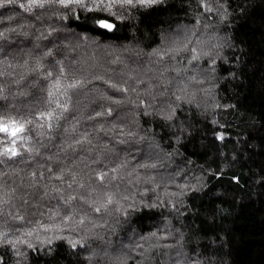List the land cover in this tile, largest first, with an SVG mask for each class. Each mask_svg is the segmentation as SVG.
Returning a JSON list of instances; mask_svg holds the SVG:
<instances>
[{
    "label": "trees",
    "instance_id": "trees-1",
    "mask_svg": "<svg viewBox=\"0 0 264 264\" xmlns=\"http://www.w3.org/2000/svg\"><path fill=\"white\" fill-rule=\"evenodd\" d=\"M29 3L0 7V264H264V0Z\"/></svg>",
    "mask_w": 264,
    "mask_h": 264
},
{
    "label": "snow or ice",
    "instance_id": "snow-or-ice-1",
    "mask_svg": "<svg viewBox=\"0 0 264 264\" xmlns=\"http://www.w3.org/2000/svg\"><path fill=\"white\" fill-rule=\"evenodd\" d=\"M5 2L13 3L14 0H0V7L4 6ZM56 2H58L62 7H65V8H67L71 5H78L80 7H86L84 0H56ZM158 2H159V0H109V2L104 3V0H99V2H97V0H92L93 7L89 8L88 11L100 10L102 8L107 9L108 11H111V9L116 4H120L121 6H123L125 4L131 5V6H135V4H141L144 6H151V5L158 3ZM33 5H36L38 7H43L44 3H43V0H30L29 6L25 10L31 11V7ZM21 7H24V5H21ZM98 23H99V27L103 28V29L112 30L114 28V25L112 23L107 22L106 20H99ZM195 58L196 57H193V59H195ZM79 84H80V82L78 81L76 84H70L69 87L75 88ZM113 87H115V85H113ZM49 95H52V93H50ZM109 114H111V113L109 112ZM41 115L43 117L44 114H41ZM97 115H100V113H97ZM47 118L48 119H54L55 117L53 116L52 112H49V113H47ZM168 118L170 119L171 117L169 116ZM23 131H24V125L22 123H19L16 121H11V122L5 123L4 121H0V132L7 133L11 137H17L18 134L22 133ZM15 144H16V140L13 139L11 141L10 146H5L3 148V150L0 151V156H7V157L11 158V157L19 155V153L15 147ZM100 179L103 180V175H101ZM108 203H111L110 197H109ZM30 234L31 233H29V235ZM0 235H6V234H0ZM153 235H155V234H153ZM49 242H51V241L49 240ZM28 246L31 247L32 245L29 244ZM73 247H75V243H73Z\"/></svg>",
    "mask_w": 264,
    "mask_h": 264
},
{
    "label": "rangeland",
    "instance_id": "rangeland-1",
    "mask_svg": "<svg viewBox=\"0 0 264 264\" xmlns=\"http://www.w3.org/2000/svg\"><path fill=\"white\" fill-rule=\"evenodd\" d=\"M142 72H143V71H142ZM144 139H147V138L144 137ZM149 148H152V147H151V142H150V146H149ZM114 234H115V231H113V235H114ZM108 238H109V236H108ZM113 253H114V252H113ZM135 255H137V254H135ZM113 257H114L113 259L115 260L116 264H122V262H123V261H122V257H119V258H115V256H113ZM128 259H129L128 257H124V258H123L124 261H125V260L127 261ZM123 263H124V262H123ZM195 264H197V263H195Z\"/></svg>",
    "mask_w": 264,
    "mask_h": 264
},
{
    "label": "water",
    "instance_id": "water-1",
    "mask_svg": "<svg viewBox=\"0 0 264 264\" xmlns=\"http://www.w3.org/2000/svg\"><path fill=\"white\" fill-rule=\"evenodd\" d=\"M107 22H109V23H112V22H110V21H107ZM113 24V23H112ZM99 25V24H98ZM114 25V24H113ZM102 30H105V31H107V32H113L114 31V29H115V25H114V28L112 29V30H108V29H103V28H101Z\"/></svg>",
    "mask_w": 264,
    "mask_h": 264
}]
</instances>
